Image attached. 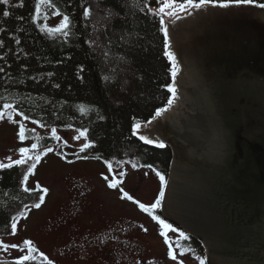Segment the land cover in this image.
I'll return each instance as SVG.
<instances>
[{
    "label": "water",
    "instance_id": "1",
    "mask_svg": "<svg viewBox=\"0 0 264 264\" xmlns=\"http://www.w3.org/2000/svg\"><path fill=\"white\" fill-rule=\"evenodd\" d=\"M165 25L177 95L137 131L171 149L159 210L206 264H264V8L189 7Z\"/></svg>",
    "mask_w": 264,
    "mask_h": 264
},
{
    "label": "trees",
    "instance_id": "2",
    "mask_svg": "<svg viewBox=\"0 0 264 264\" xmlns=\"http://www.w3.org/2000/svg\"><path fill=\"white\" fill-rule=\"evenodd\" d=\"M35 2L0 3V111L10 104L40 126L86 129L91 146L80 156H98L104 162L136 156L142 166L168 167V146L147 144L133 134V125L152 120L172 95L167 88L172 83V65L164 55L161 17L154 14L160 4L155 0H51L56 10L69 17L65 36L43 29ZM209 4L246 3L210 0L201 6ZM251 4H264V0ZM19 165L0 169V233L10 223L12 211L36 195L24 189Z\"/></svg>",
    "mask_w": 264,
    "mask_h": 264
},
{
    "label": "rangeland",
    "instance_id": "3",
    "mask_svg": "<svg viewBox=\"0 0 264 264\" xmlns=\"http://www.w3.org/2000/svg\"><path fill=\"white\" fill-rule=\"evenodd\" d=\"M181 3L174 1L172 7L165 9V13L173 15L161 13L160 17L169 20L190 7L180 11L176 5ZM64 16L46 0H41L39 12L36 11V18L42 20L48 34L59 33L48 29L58 27ZM171 65L173 70L172 62ZM176 68L175 60V71ZM2 112L0 162L17 166L12 162L24 159L19 165L21 182L24 189L36 195L14 209L10 223L2 228L0 264H200L201 259L206 264L205 249L202 248L203 253L199 255L196 249L184 245L182 235L167 226L170 221L160 212V204L151 208L161 192V181L156 173L163 175L161 170H164L167 174L168 167L160 163L147 164L152 165L151 168L142 166L136 156L109 162L98 156H80L81 148L88 144L86 133L82 134L81 129L40 126L12 108ZM21 124L28 130L24 140L18 135ZM33 143L37 144L36 149H31ZM22 147L29 151L21 153ZM48 148L52 151H46ZM38 154L40 160L36 162L34 158ZM33 163L36 166L29 173ZM113 182L116 187H109ZM124 192L132 199L125 197ZM41 196L44 197L42 203ZM37 203H40L39 208L35 207ZM140 204L148 211L141 209ZM13 223L16 224L14 232ZM86 238H89L84 242L86 246L81 247L80 241ZM24 241L31 244L24 245ZM81 250H84L83 256L79 257ZM170 250L174 259L169 256ZM22 256L29 259H20Z\"/></svg>",
    "mask_w": 264,
    "mask_h": 264
},
{
    "label": "snow or ice",
    "instance_id": "4",
    "mask_svg": "<svg viewBox=\"0 0 264 264\" xmlns=\"http://www.w3.org/2000/svg\"><path fill=\"white\" fill-rule=\"evenodd\" d=\"M9 2V0H0V3H4V4H7ZM46 2H48L49 4H51V0H46ZM155 2H157L158 4H160V7L155 11V15H159L161 13H164L166 15H173L172 12H168V13H165V9L168 8V7H172L174 5V0H155ZM210 2V0H199V3H194V0H184L183 3L179 4V5H176L180 11H183L185 9L186 6H190V7H200L201 5L205 4V3H208ZM236 3H246V4H251V3H254L255 0H235ZM41 3V0H36V11L37 13L39 12V5ZM259 7H262L264 8V4H260L258 5ZM145 7H147V5H145ZM55 14H58V13H55ZM4 16H8L9 13L7 11H5L3 13ZM84 15L85 16H88L89 15V10L86 8L84 10ZM179 18V17H177ZM69 20V17L67 15H65L63 17V21L62 23L56 27V28H49L48 31L49 32H62L63 35L67 36L68 35V32L65 31V29L68 27V24H67V21ZM160 24H161V31L164 32V36H165V39H164V55L168 57L169 61L172 62L173 64V70L171 71V75L173 77V79H175V76H176V71H175V56L173 55L172 52L169 51V43H168V31H167V26L165 25V21L163 19V17L161 16V19H160ZM167 88L169 90L170 93H172V95L169 97L168 99V104L171 105L172 102H173V98L175 97V92H176V89L174 87V83L173 84H168L167 85ZM4 108H11L12 105L10 104H4L3 105ZM167 110V106L163 107V108H157L156 111H155V115L153 117V120L156 119L157 117H159L161 115V113H163L164 111ZM3 115L4 113L2 111H0V118H3ZM10 118V117H9ZM25 119H28L27 116H25ZM149 124L152 123V120L148 121ZM140 129V125L139 124H134L133 125V134H136L137 131ZM28 131L25 126L23 124L20 125V130H19V139L20 140H24L25 139V132ZM53 133H55V128L52 129ZM86 129L82 130V134L86 133ZM58 138V137H57ZM140 140L144 141L145 143L147 144H156L157 147H160V148H163L165 145L162 143V142H157L155 140H152V139H149L147 136L145 135H140L139 137ZM91 145L90 144H85L82 148H81V151L84 150V148H87V147H90ZM37 148V144L36 143H33L31 145V149H36ZM19 151L21 153H27L29 151V149L27 148H20ZM46 151L48 152H51L52 149L51 148H48L46 149ZM28 159H32V157H28ZM35 161L36 162H39L40 160V155H36L35 156ZM13 164H22L24 163V159H20V160H14L12 162ZM12 165L11 164H2L0 163V169H4V168H9L11 167ZM36 164L33 163L31 165V167L28 169L29 173L32 172V170L35 168ZM133 167H135V165H133ZM147 167L151 168L152 165H147ZM111 170V168H110ZM159 178H160V181H161V192L159 194V197H157L155 203H153L151 205V208L152 209H155L159 206L160 204V197H162L164 195L163 193V183H164V176L163 175H160L159 172L156 173ZM120 175H124V173H120ZM145 175H147V173H145ZM27 179V174L25 175V180ZM105 179H108L107 177H105ZM109 187H116V184L113 182V183H110L109 184ZM44 192H47V189H43ZM122 191V190H121ZM124 196L127 197L129 200L132 199L131 196L128 195L127 192H124ZM44 200V197L41 196L40 197V201L41 203L43 202ZM141 209H143L144 211H148V208L145 207L144 204H140L139 205ZM35 207L36 208H39L40 207V203H37L35 204ZM15 219V218H13ZM158 219V217H157ZM161 223H163V221H161ZM169 228H171V225H167ZM15 228H16V224L13 223L12 224V230L13 232L15 231ZM181 235H183V233H181ZM25 244H31L30 241H24ZM12 247H16V245H12ZM169 256L172 257L173 259L175 257L172 256V252L171 250L169 251ZM20 259H29L28 256H22L20 257ZM49 264H51V262H49ZM200 264H204L203 260L201 259L200 260Z\"/></svg>",
    "mask_w": 264,
    "mask_h": 264
},
{
    "label": "flooded vegetation",
    "instance_id": "5",
    "mask_svg": "<svg viewBox=\"0 0 264 264\" xmlns=\"http://www.w3.org/2000/svg\"><path fill=\"white\" fill-rule=\"evenodd\" d=\"M165 146L169 145L165 142H162ZM156 145V144H155ZM170 148V147H169ZM171 223V221H170ZM169 225H171L172 227H174L180 234L183 233V235L181 236V241L184 245H187L189 248L191 249H196L197 253L200 255V253H203L202 248H204V246L202 245V241L200 242L199 239H197L196 237L190 235L189 233H187L184 229H182L180 226H178L175 223H171ZM89 238H86L84 240L80 241V246L82 247L84 244V242H86ZM86 246V245H85ZM83 252L84 250H81V254L79 255V257L83 256ZM25 262H17L16 264H24ZM28 264H33L32 262H26Z\"/></svg>",
    "mask_w": 264,
    "mask_h": 264
}]
</instances>
